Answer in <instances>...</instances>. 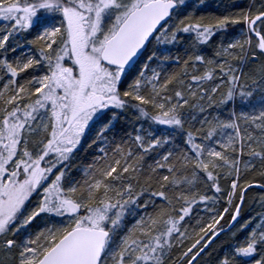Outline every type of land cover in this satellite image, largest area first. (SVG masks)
<instances>
[{
  "label": "snow or ice",
  "instance_id": "obj_1",
  "mask_svg": "<svg viewBox=\"0 0 264 264\" xmlns=\"http://www.w3.org/2000/svg\"><path fill=\"white\" fill-rule=\"evenodd\" d=\"M203 4L0 0V264H264V0Z\"/></svg>",
  "mask_w": 264,
  "mask_h": 264
},
{
  "label": "trees",
  "instance_id": "obj_2",
  "mask_svg": "<svg viewBox=\"0 0 264 264\" xmlns=\"http://www.w3.org/2000/svg\"><path fill=\"white\" fill-rule=\"evenodd\" d=\"M205 1H207V4L202 6L203 11L198 13V14H209V13L210 14H219L220 12L224 11L225 7L230 6L232 2H235L237 4H241V5L247 3V0H215V1L204 0V2ZM238 27L239 26H237V29H230V32L236 33L238 30ZM217 43H218V40H217ZM173 51L175 52V49ZM207 52L209 54H211L212 49L211 48L207 49ZM181 54H182V52H181ZM257 195H260L259 190H250L249 191V193L247 195L246 203L244 206V210H243V216L244 217H246V215L248 216V214H247L248 209H249L248 207H250V205L254 202ZM252 207L254 210L250 213V216H255L256 212L260 211V207L259 206H258V208L256 206L255 207L252 206ZM228 219L229 218L226 216L225 220L222 221L221 223L226 225L228 222ZM228 235L222 234V237L217 238V239L220 243H226L227 241H229ZM220 243L214 244L213 247L218 249L220 247ZM210 260H211V257H205L204 260H201L200 264H206V261H210Z\"/></svg>",
  "mask_w": 264,
  "mask_h": 264
},
{
  "label": "rangeland",
  "instance_id": "obj_3",
  "mask_svg": "<svg viewBox=\"0 0 264 264\" xmlns=\"http://www.w3.org/2000/svg\"><path fill=\"white\" fill-rule=\"evenodd\" d=\"M209 1H215V0H209ZM206 4H207V1H205L203 5H206ZM258 197H259V195L256 196V199H255L254 202L250 205V207H251L252 209H251L250 207H248V208H249V209H248V212H247L248 216L246 215V217H249V216H250V213L254 210L252 206H254V207L256 206V207L258 208L259 204L255 202V201L258 200ZM228 239H229V240L231 239V233L228 235Z\"/></svg>",
  "mask_w": 264,
  "mask_h": 264
},
{
  "label": "water",
  "instance_id": "obj_4",
  "mask_svg": "<svg viewBox=\"0 0 264 264\" xmlns=\"http://www.w3.org/2000/svg\"><path fill=\"white\" fill-rule=\"evenodd\" d=\"M250 191V190H249Z\"/></svg>",
  "mask_w": 264,
  "mask_h": 264
}]
</instances>
